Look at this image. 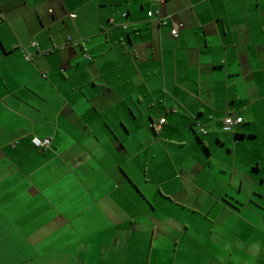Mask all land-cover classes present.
<instances>
[{
  "label": "crops",
  "instance_id": "crops-1",
  "mask_svg": "<svg viewBox=\"0 0 264 264\" xmlns=\"http://www.w3.org/2000/svg\"><path fill=\"white\" fill-rule=\"evenodd\" d=\"M0 264H264V0H0Z\"/></svg>",
  "mask_w": 264,
  "mask_h": 264
},
{
  "label": "built area",
  "instance_id": "built-area-1",
  "mask_svg": "<svg viewBox=\"0 0 264 264\" xmlns=\"http://www.w3.org/2000/svg\"><path fill=\"white\" fill-rule=\"evenodd\" d=\"M71 17H74V15H70ZM160 23H165L162 19H158ZM182 27V24L180 23H174L172 24V27L170 29V35L173 38L178 37V33L180 28ZM34 47L37 46L36 43L32 44ZM25 58L29 60V54H25ZM243 122V119L241 117L233 116V115H227L222 120V130L225 132H231L234 130V128L241 124ZM165 123V119L161 118L157 121V123H153L151 127H153L156 130H160V127L162 124ZM200 131L205 133V130L203 128H200ZM32 144L37 148H47L50 146L51 140L50 139H39L37 137H34L31 140Z\"/></svg>",
  "mask_w": 264,
  "mask_h": 264
}]
</instances>
